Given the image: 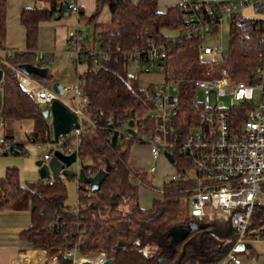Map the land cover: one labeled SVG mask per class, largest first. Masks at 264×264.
Masks as SVG:
<instances>
[{"label":"trees","instance_id":"1","mask_svg":"<svg viewBox=\"0 0 264 264\" xmlns=\"http://www.w3.org/2000/svg\"><path fill=\"white\" fill-rule=\"evenodd\" d=\"M32 1L43 5L21 10L19 23L24 32L25 50L19 52L6 45L8 7L7 0H0V69L4 75L0 86L2 141H11L12 150L19 148V154L23 145L13 140L14 123L30 121L32 130L27 136L28 142L40 145H45L51 137V128L41 116L42 105L36 104L30 92L17 82L16 69L37 62L34 51L39 25L59 19L69 10L68 0ZM198 4L202 12L216 6L206 1ZM104 7L109 11L110 21L96 24ZM185 9L183 4H177L160 12L157 0H96L95 12L88 18L84 19L79 11L78 17L91 30L82 29L87 35V46L78 44L79 54L71 62L76 67L79 64L86 67L78 73L77 80L82 99L96 123L93 128L83 125L75 150L78 166L86 176H94L106 165L108 172L96 193L88 190V185L81 183L77 175L65 178L75 179L77 184V203L71 208L65 203L63 178L52 184L50 179H39L22 186L18 170L7 168L0 178V212H28V225L20 231L18 239L30 250L49 252L57 264H73L72 258L65 256L66 252H73L76 259L103 255L112 264H210L220 262L234 243L236 234L225 217L214 214L198 221L188 214L181 200L193 193L194 183L189 177L164 181L157 189L160 197L153 199L149 208H143L139 189L156 190L153 176L143 168L130 166L135 138L118 139L119 132L129 133V121L131 135L147 137L155 133L158 122L149 118L154 103L144 94L146 90L152 91L153 85L142 88L139 79L126 66V57L131 53L153 46L167 52L156 63L157 67L162 66L164 83H178V115L172 123L174 134H185L197 123L201 108L194 100L193 81L213 73H208L199 58L202 39H189L181 34L188 25ZM260 24V19L239 16L238 21L228 26V54L226 63L219 68L227 69L236 82L251 78ZM67 47L70 49L68 42ZM94 58L98 59L96 63ZM46 62L43 57L37 66L45 67ZM29 77L37 85L47 80L35 75ZM74 146V138L69 134L63 138L60 148ZM12 150L9 153L13 154ZM171 153L175 171L185 168L192 171L191 164L183 163L176 148ZM192 221L195 227L170 245L175 236L172 228ZM258 237L264 238V203L254 208L247 230V238ZM47 252H44L46 259Z\"/></svg>","mask_w":264,"mask_h":264},{"label":"built area","instance_id":"2","mask_svg":"<svg viewBox=\"0 0 264 264\" xmlns=\"http://www.w3.org/2000/svg\"><path fill=\"white\" fill-rule=\"evenodd\" d=\"M205 1L216 6L202 12L198 3H181L186 7L188 23L181 34L189 39H202L198 48L199 58L207 66L208 73H213L210 77L193 81L194 100L201 108L197 123L185 134H174L172 123L178 115V83H164L162 66L157 67L156 63L158 59H164L167 52L162 47L153 46L146 51L131 53L126 57V66L132 69L138 79L142 75L162 77L160 84H149L153 85L152 91L144 92L148 100L156 98L149 113V118L158 122L155 133L147 137H137L129 133L124 135L121 131L118 139L122 140V136L124 140L134 137L135 145L148 147V175L156 173V164L160 159L173 166L175 161L172 165L169 164L163 153L167 152L173 158L171 150L175 148L184 159L183 163L191 164V172L185 168L175 171L169 178L193 179V193L181 200L188 214L198 221L219 214L229 220L236 234L234 243L222 260L210 264H261L264 263V257L250 254L253 251L252 244L258 241L264 243V238L249 239L247 230L254 208L264 203V0ZM245 8H251L254 13L262 15L259 18L261 24L257 39L258 53L251 78L236 82L227 69L219 68L226 63L221 32L224 23L229 26L238 21ZM68 9L78 17L80 10L75 2L70 1ZM82 29L77 27L69 33L67 42L70 49L65 51L68 61L77 58L78 44L87 46V35ZM84 29L88 32L91 30L89 25ZM97 54L104 57L103 53ZM7 55L10 56L9 53ZM42 60L43 56H36L37 62ZM97 61V58L93 59L94 63ZM15 78L22 89L30 92L36 104L49 106L53 101H59L77 117L79 129L70 133L74 138V148H60L64 137H60L56 143L50 140L45 144L49 153L43 156L42 161H49L54 151H60L64 155L74 153L78 173L80 168L75 148L79 143L82 127L89 125L93 128L96 123L88 104L82 99L80 82L75 80L62 87V94L59 95L52 88L42 85L34 87L33 80L18 71ZM226 98L231 99L234 104L227 107L223 101ZM3 129L4 122L0 118V134ZM0 150L11 151V141H2ZM52 182L51 180L49 184ZM87 189L90 190L89 186ZM247 245L251 246L250 249H247ZM65 256L71 257L73 264H79V259L75 258L73 252H66ZM99 257L105 259L103 255L96 259Z\"/></svg>","mask_w":264,"mask_h":264},{"label":"crops","instance_id":"3","mask_svg":"<svg viewBox=\"0 0 264 264\" xmlns=\"http://www.w3.org/2000/svg\"><path fill=\"white\" fill-rule=\"evenodd\" d=\"M70 1H73L75 2V4L78 5L80 12L84 14L83 15L84 19L88 18L95 12L96 0H68V2ZM204 1L205 0H157V8L160 12H163L169 6L181 4L183 2L201 3ZM229 1L232 0H228V2ZM34 6L37 7L36 3H34L32 0H7L8 36H7L6 45L8 48L19 52L25 50L24 32L19 23V14L22 9L30 8ZM109 21H110L109 11L106 7H104L100 13L99 18L96 21V24H107ZM82 26H85L83 20L77 17L74 13L70 12L69 10H66L63 13L62 17H60L59 19L50 22L41 23L39 25V30H38L37 46L34 52L36 56L41 55L45 57L49 64L46 65L45 67H39V68L49 69L55 63L57 55L60 54L65 55V51L67 49V40L70 31L77 27L82 28ZM37 64L38 62H35L33 65L37 66ZM73 71L75 76L70 81V83L77 80V75L79 73L78 66L76 67L73 65ZM49 73L51 75V81H53V83L56 82V80L57 82H59L60 77L56 75V72L52 74L50 71ZM146 76L150 77L151 75H142L139 77V81L142 78H145ZM36 85L37 84L34 82L33 86L35 87ZM47 88H52V87H47ZM42 106L44 107V109L48 107L44 105ZM48 125L50 127V123H48ZM50 136H51V140L53 141L52 133L50 134ZM0 140L1 141L3 140V132L2 134H0ZM141 150L148 155V165H149L150 158H149L148 147L147 146L142 147ZM159 161L157 162V164L160 163L161 165H167L163 159H160ZM129 163L131 167L137 168V166L133 163V160H131V158ZM157 164H156V170H157ZM0 176H2V174ZM140 205L143 208L150 207V204L148 206L145 205L143 206L141 203ZM28 221H29L28 212H24V213L0 212V264H19V263L24 264L26 259L32 260L30 261V264H37L38 262H40L41 264L44 263V259L39 260L41 259V254H36L37 252H39L42 253L43 257H45L42 251H30L28 246L22 243L21 241H19L18 239V235L20 231L25 227H27ZM250 255L252 256L254 254L251 253ZM254 256L259 258L264 257V255H260V256L254 255ZM245 264H251V263H245Z\"/></svg>","mask_w":264,"mask_h":264},{"label":"rangeland","instance_id":"4","mask_svg":"<svg viewBox=\"0 0 264 264\" xmlns=\"http://www.w3.org/2000/svg\"><path fill=\"white\" fill-rule=\"evenodd\" d=\"M37 7H41L43 4L40 2L36 3ZM242 16L246 18H261L262 15L254 13L251 8H245L242 11ZM84 28V26H82ZM221 40H222V47L224 50V55L227 56L228 54V46H229V28L226 23L223 25V30L221 32ZM89 47L91 46V39L88 43ZM97 52V51H96ZM63 55V57H62ZM66 57L64 54L57 55L55 63L52 65V67L49 68L52 74L56 72V75L59 76V84L61 87H65L70 84V81L74 78V71H73V64L71 61H66ZM86 69L84 64L78 65V72L82 73ZM129 73L132 74V69L129 70ZM53 80V79H52ZM148 80V81H146ZM57 82V80H56ZM140 86L142 88H145V86H148L149 84H160L162 82L161 76L159 75H151L150 77L142 78L140 81ZM53 81L48 80L45 81L42 85L44 87H52ZM258 100L257 95L255 94V101ZM225 105L227 107L233 105V101L231 99H223ZM43 107V106H42ZM44 108V107H43ZM48 123H50V119H48ZM12 135L13 140L15 143H21L23 145V151L21 154L13 155L9 152H4L0 150V175L2 176L5 173V170L7 168H16L19 173V182L22 186L27 185V183L37 182L39 180V168L37 167L36 163L38 161H42L43 155H46L49 153V150L47 149L46 145H40L37 146V144L29 143L27 136L32 130V124L30 121H22L14 123L12 126ZM51 140V137L47 139V142ZM142 147H145L144 145H135L132 147L130 152V158L133 160V163L137 166V168H143L146 170L148 167V155L143 152L141 149ZM142 151V152H141ZM6 154V155H5ZM160 162V161H159ZM46 162H43L45 164ZM69 170L71 172L77 171V165L73 164L69 167ZM175 172V169L173 166L170 165H161L160 163L157 164V170L156 173L153 176V186L156 188V190H147L144 188L139 189V202L140 204L144 206H148L153 199L159 198L160 193L158 192V188H161L162 183L164 181L169 180L171 175ZM0 176V178L2 177ZM62 182L65 184L66 187V205L73 208L76 206L77 203V184L76 180H68L63 178ZM195 227L194 221L184 225V226H175L172 228L171 232L175 234L170 240V245L173 244L182 234L190 231ZM171 246L167 247V250H170ZM252 254L254 255H264V243L263 242H254L252 244ZM32 251V250H30ZM43 252V251H42ZM47 252V251H44ZM44 254V263L43 264H56V261L51 258V255L49 252H47V259L46 255ZM36 254H39L37 252ZM26 256V255H25ZM36 257V256H35ZM24 258V256H23ZM21 258V259H23ZM103 259V257H101ZM39 259V258H38ZM96 258H82L78 260V263L82 261H89L94 262ZM51 261V262H47ZM21 264V263H19ZM39 264H41L39 262Z\"/></svg>","mask_w":264,"mask_h":264},{"label":"water","instance_id":"5","mask_svg":"<svg viewBox=\"0 0 264 264\" xmlns=\"http://www.w3.org/2000/svg\"><path fill=\"white\" fill-rule=\"evenodd\" d=\"M18 72L22 73L24 76L35 75L42 79H51L50 71L48 68H39L34 65H20L16 69ZM3 72L0 69V86L3 84ZM61 85L58 82H54L52 89L59 95L62 94ZM156 98L152 100L154 102ZM0 104H1V91H0ZM41 116L44 120L50 118V127L53 141L56 143L60 137L68 136L72 131L79 129V123L77 117L70 112L62 103L59 101H53L47 108L43 109ZM128 132L133 134L132 122H128ZM13 154H19L20 149L17 147L13 148ZM163 155L168 160L169 164H173L174 160L170 154L164 152ZM76 163V155L74 153L70 155H64L60 151H54L49 161L43 164V161H38L36 163L39 168V179L49 180L53 182H58L62 178H71L78 174V179L81 183L88 185L92 193H96L99 190L100 183L106 177L108 172V165L104 169H100L94 176L88 177L85 175L83 169H79L77 172H71L69 167ZM250 249V245L246 246ZM79 264H112L111 260L104 259L102 262L93 263L89 261H82Z\"/></svg>","mask_w":264,"mask_h":264},{"label":"bare ground","instance_id":"6","mask_svg":"<svg viewBox=\"0 0 264 264\" xmlns=\"http://www.w3.org/2000/svg\"><path fill=\"white\" fill-rule=\"evenodd\" d=\"M39 254H41V259H39V260H43L44 257H43V255H42V253H39ZM39 257H40V256H39ZM30 261H32V260H31V259H26L24 264H30ZM102 261H103V259H102L101 257H99V258H97V259L94 261V263H99V262H102ZM37 262H38V261H37ZM37 264H39V262H38Z\"/></svg>","mask_w":264,"mask_h":264}]
</instances>
